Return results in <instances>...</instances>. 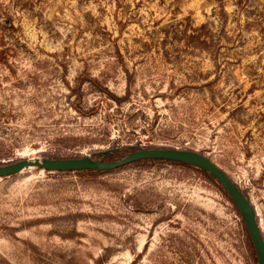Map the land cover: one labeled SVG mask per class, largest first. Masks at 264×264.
<instances>
[{"label": "rangeland", "instance_id": "rangeland-1", "mask_svg": "<svg viewBox=\"0 0 264 264\" xmlns=\"http://www.w3.org/2000/svg\"><path fill=\"white\" fill-rule=\"evenodd\" d=\"M137 147L208 157L264 238V0H0V164ZM227 197L168 163L26 169L0 178V264H257Z\"/></svg>", "mask_w": 264, "mask_h": 264}, {"label": "water", "instance_id": "water-1", "mask_svg": "<svg viewBox=\"0 0 264 264\" xmlns=\"http://www.w3.org/2000/svg\"><path fill=\"white\" fill-rule=\"evenodd\" d=\"M114 150L112 153L117 154ZM145 160H159L180 163L201 169L207 173L224 190L230 201L237 209L248 238L252 245L257 264H264V238L259 227L255 208L249 199L239 190L237 185L215 165L208 157L194 151L173 148H143L137 147L123 158L105 162L92 160L88 157L80 158H44L21 159L15 162L0 164V178H7L19 174L28 168H38L48 172H77V171H113L132 163Z\"/></svg>", "mask_w": 264, "mask_h": 264}, {"label": "trees", "instance_id": "trees-1", "mask_svg": "<svg viewBox=\"0 0 264 264\" xmlns=\"http://www.w3.org/2000/svg\"><path fill=\"white\" fill-rule=\"evenodd\" d=\"M221 1V0H219ZM11 29H13V27H10ZM200 31H202V44L203 46L205 47V49L209 50L210 48H212V40L214 39V35H213V30L212 28L209 26V25H202L200 28H199ZM138 162H152V163H168V164H175V165H180V166H183V167H187V168H192V169H195V170H198L199 172H201V174L206 177L207 179H209L210 181L214 182L215 184L218 185V183H216L215 181H213V179L207 174L205 173L204 171H202L201 169H198V168H195V167H191V166H187V165H183V164H180V163H174V162H169V161H159V160H145V161H138ZM137 163V162H136ZM134 164V163H132ZM45 172H48V171H45ZM104 172H107V171H100V172H95V171H77V172H61V173H76V174H80L82 176H89V177H93V176H97L98 174H102ZM219 186V185H218ZM220 187V186H219ZM220 189L222 190V192L226 195V193L223 191V189L220 187ZM228 198V197H227ZM229 202L232 204V202L230 201V199L228 198ZM233 205V204H232ZM234 206V205H233ZM234 210L236 211V213L239 215L237 209L234 207ZM240 217V215H239ZM243 224V223H242ZM243 229H244V232H245V235H246V238H247V241L248 243L250 244V248L252 249V246H251V243H250V240L248 239L247 237V233H246V230H245V227L243 226ZM252 255L254 256V259H255V255L254 253H252Z\"/></svg>", "mask_w": 264, "mask_h": 264}, {"label": "bare ground", "instance_id": "bare-ground-1", "mask_svg": "<svg viewBox=\"0 0 264 264\" xmlns=\"http://www.w3.org/2000/svg\"><path fill=\"white\" fill-rule=\"evenodd\" d=\"M28 169H32V168H28Z\"/></svg>", "mask_w": 264, "mask_h": 264}]
</instances>
